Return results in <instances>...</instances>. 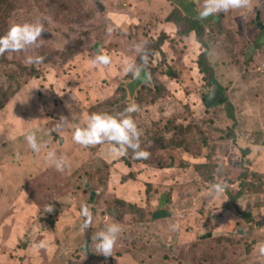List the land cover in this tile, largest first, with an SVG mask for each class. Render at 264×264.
<instances>
[{"label":"rangeland","instance_id":"374dc122","mask_svg":"<svg viewBox=\"0 0 264 264\" xmlns=\"http://www.w3.org/2000/svg\"><path fill=\"white\" fill-rule=\"evenodd\" d=\"M172 3L0 0V35L12 24L44 27L38 47L0 55V264H264V0L203 23L207 63L236 127L219 96L203 100L211 93L197 65L205 49L162 27ZM164 30L170 39L158 52ZM138 44L160 93L143 82L125 94L135 79L122 69L136 64ZM98 52L111 63L94 66ZM28 56L43 59L28 64ZM131 104L149 152L133 166L107 143H75L72 123L54 129L73 113ZM29 130L40 153L24 141ZM49 150L65 159L64 171L43 163ZM82 204L92 215L84 230ZM111 223L122 230L105 257L91 237Z\"/></svg>","mask_w":264,"mask_h":264},{"label":"clouds","instance_id":"9594fccd","mask_svg":"<svg viewBox=\"0 0 264 264\" xmlns=\"http://www.w3.org/2000/svg\"><path fill=\"white\" fill-rule=\"evenodd\" d=\"M243 0H205L202 10L199 12L201 18H205L219 11H226L229 8L242 6ZM44 27L40 23H21L12 24L7 31L0 35V55L5 53H15L28 50L31 47H38L41 32ZM111 31V29H108ZM135 51L140 53L142 63H147V55L143 51V45L135 46ZM41 56H28L26 63L38 64L42 61ZM111 63L110 56L97 53L92 64L108 65ZM140 66L135 63L126 62L123 66V73L131 74L132 78L140 77ZM137 110L135 104L126 106L122 112L113 114L108 113H91L81 117L80 114L73 113V121L69 122L61 117V120L54 125V129L62 130L67 123L73 124L72 140L82 146H93L107 143L109 151L117 155H126L129 150L132 152L133 159H147L149 152L141 149L140 136L141 133L136 123L132 119L131 113ZM24 141L29 149L34 153H40L42 144L38 142L36 131L29 130ZM43 163L46 166L54 167L57 171L62 172L66 169L67 164L62 156H58L54 150L43 153ZM215 191H221V185H213ZM43 210L52 212L51 204L46 205ZM80 215L84 218L81 229H88L92 222V215L87 205H81ZM118 223L107 224L103 230H100L91 237L94 244V253L105 257L112 255V250L121 232ZM257 252L260 256H264V243L259 244Z\"/></svg>","mask_w":264,"mask_h":264},{"label":"trees","instance_id":"16d2710c","mask_svg":"<svg viewBox=\"0 0 264 264\" xmlns=\"http://www.w3.org/2000/svg\"><path fill=\"white\" fill-rule=\"evenodd\" d=\"M174 4V1L172 5ZM175 6V4H174ZM163 22H172L176 26V35L179 37H189V34L191 32H194L195 34V39L196 42L200 45L201 48L205 49V53L201 54L198 60V67L200 69V74L204 76V82L207 84L208 89L211 90V93L208 95V97H203L204 101H210L215 98V95L219 96V101L217 106L218 107H223L224 111L226 113L227 118L234 124V127L237 126V121H236V116H235V108L229 101L226 95V89L220 87L215 79V73L214 70L208 65L207 63V51H210V47L207 43V37H208V32L207 29L205 28L204 24L200 21V19L190 17L186 14H184L178 7L176 6L173 10H171L167 16L163 19ZM160 36L164 37V40H161L160 43H158V47H156V51L160 52L161 47L163 46L164 42L168 41L170 39V36L162 32ZM136 65L140 66V77L136 78L131 84H126L125 86V94L127 92H132L134 93L138 88H145V85L143 86V82L148 83V88L150 87L151 90H155L156 92H161V87L156 85L154 87V78L153 75L151 74L149 70V64L148 62L146 64L142 63L140 59V55L137 58ZM39 76L38 73L34 74ZM174 76V74L172 75ZM214 94V96H213ZM213 96V97H212ZM212 97V98H211ZM115 104V103H114ZM102 113H108V114H113L115 115V111H104ZM142 136H140V142H144L145 140H142ZM140 147L142 148V143H140ZM144 150V149H143ZM150 151L153 149L150 148ZM131 150L127 152L130 153ZM130 156H132L130 154ZM129 156V157H130ZM128 156H124L125 161H127V164L129 166H133L134 162H139L138 160L141 159H130ZM128 159V160H127ZM167 215L166 211H164V214H158L161 216ZM160 217V216H158ZM163 218V217H162ZM165 218V217H164Z\"/></svg>","mask_w":264,"mask_h":264},{"label":"crops","instance_id":"0c3cea01","mask_svg":"<svg viewBox=\"0 0 264 264\" xmlns=\"http://www.w3.org/2000/svg\"><path fill=\"white\" fill-rule=\"evenodd\" d=\"M174 1V4H175V6H174V4L168 9V12H167V14L171 11V10H173L176 6L178 7V9H180L184 14H186V15H188V16H190V17H193V18H197V19H200V21L202 22V23H205L204 21L206 20V21H208L209 22V24L210 23H214V22H217V20H218V14H216V13H213V14H211V15H209V16H207V17H205V18H201L200 17V15H199V12L202 10V8H203V5H204V3H205V0H173ZM246 2H249L250 4V6H254V7H256V6H259V0H243V5H245L246 4ZM256 4V5H255ZM242 5V6H243ZM232 9V8H231ZM237 9L240 11V9H241V7H237ZM244 8H242L241 10H243ZM226 12H230V10L228 9V10H226ZM223 14H225V12H223ZM167 16V15H166ZM165 16V17H166ZM164 17V18H165ZM163 25H162V27L163 28H165V29H167V31H169L170 33L173 31L174 33H176V26H175V24H173L172 22H163L162 23ZM206 28V27H205ZM164 32L165 33H167L168 35H170L168 32H166L165 30H164ZM189 37L191 38L192 37V39L194 40V41H196V39H195V34H194V32H191L190 34H189Z\"/></svg>","mask_w":264,"mask_h":264},{"label":"water","instance_id":"95a60500","mask_svg":"<svg viewBox=\"0 0 264 264\" xmlns=\"http://www.w3.org/2000/svg\"><path fill=\"white\" fill-rule=\"evenodd\" d=\"M104 9V8H103Z\"/></svg>","mask_w":264,"mask_h":264}]
</instances>
